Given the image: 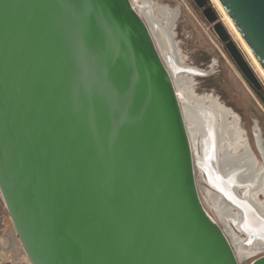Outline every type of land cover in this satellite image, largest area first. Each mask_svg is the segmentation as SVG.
Masks as SVG:
<instances>
[{"label":"water","instance_id":"95a60500","mask_svg":"<svg viewBox=\"0 0 264 264\" xmlns=\"http://www.w3.org/2000/svg\"><path fill=\"white\" fill-rule=\"evenodd\" d=\"M192 2L260 96L211 1ZM217 2L264 72V0ZM166 65L130 0H0V196L30 264H239L199 196ZM190 111L195 163L255 249L264 209L237 190L261 186L264 162L220 161L212 108Z\"/></svg>","mask_w":264,"mask_h":264},{"label":"rangeland","instance_id":"374dc122","mask_svg":"<svg viewBox=\"0 0 264 264\" xmlns=\"http://www.w3.org/2000/svg\"><path fill=\"white\" fill-rule=\"evenodd\" d=\"M131 1L134 3L136 10L140 12L139 7L141 6V0ZM151 1L156 6H163L166 7L167 10L174 11V16L176 18L173 17L172 19L173 23H171L173 25H171V33L173 35L174 47L177 54L180 56V60L187 66L194 67L205 72L203 75L193 76L192 81L195 93L199 95H212L234 111L239 118L240 126L244 131V137L248 140L252 152L255 155L257 166L259 167L262 163V159L257 151L253 132H255L256 122L259 130L261 131V140L264 144V104L256 96L250 86L244 81L237 67L226 53L223 44L213 31L212 24L206 21L201 13V10L195 6L192 0ZM210 1L211 5L217 11L218 18L222 21L232 40L235 42L245 60L258 77V80L262 85V93L264 95V77L257 69V61L254 57V60L251 59L233 29L223 18L215 2L213 0ZM180 103H182V101H180ZM195 177L199 196L208 214L221 226H225V222L221 221L206 203L205 197L208 189L206 190L205 187L207 185L200 177L196 167ZM259 197L261 198V196ZM231 232L232 234L235 233L234 230H231ZM233 246L236 251V255L238 256L239 247L237 244ZM262 255H264V250L253 253L249 257L240 259L239 264H250L254 259ZM0 264H30L15 234L13 225L1 196Z\"/></svg>","mask_w":264,"mask_h":264},{"label":"bare ground","instance_id":"6f19581e","mask_svg":"<svg viewBox=\"0 0 264 264\" xmlns=\"http://www.w3.org/2000/svg\"><path fill=\"white\" fill-rule=\"evenodd\" d=\"M213 1L215 2V4L217 5L218 9L220 10L223 18L226 20V22L229 24V26L235 32L237 38L242 43L243 47L247 50V52H248L249 56L251 57V59L254 60L253 59V56L251 55V53L249 52V50L246 48V46H245L244 42L242 41V39L240 38L239 34L235 30V28L232 26L229 18H227V15L225 14V12L220 8L217 0H213ZM131 3H132V6L135 8L134 3L132 1H131ZM135 10H136V8H135ZM139 10H140V12H138V10H136V11L141 16L143 15L142 17H143V19L146 21V23L148 25V28H149V30H150V32L152 34V37H153V39L155 41V44H156V47H157V49H158V51H159V53H160L163 61H166L167 62V61L170 60V63L172 65L171 66V69L167 65H166V67H167V69H168V71L170 73V76L172 78V81H173V84H174V88H175V92H176V95L178 96L179 102L182 101V103H180V104H181V108H182V112H183L184 121H186V123H185L186 126H187L186 128H188L189 130L191 129L192 131L198 130L199 129V126L197 125V123L195 122V120H193V118H191V116L189 115V111L187 109L188 108L187 107V102H195V103H198V101H197L198 99L195 98L196 95H194V91H193L192 74L193 73H196V74H204L205 72H203L201 70H198V69H196L194 67L181 66V65H183V63L180 60V56L177 54V52L175 50V47H174L175 45H174V42H173V35L171 33V28H172L171 25H173L172 24L173 23L172 22V19H173V17H175L174 16V11L167 10V8L166 7H163V6H156L155 4L152 3L151 0H141V6L139 7ZM256 64H257V62H256ZM257 69L260 72V74L264 77V73H263V71L261 70V68H260V66L258 64H257ZM179 71H181V72L178 73ZM190 73H192V74H190ZM203 96H205V95H203ZM216 102H217V100H216ZM217 105H218V103H217ZM193 106H196V105H193ZM215 108H216V104H215ZM227 111L229 112L228 109H227ZM219 117H221V113H219ZM226 118H228V117H226ZM219 120L221 121V119H219ZM225 120H227V119H225ZM228 123H229V125L225 129H223V127H220V131H221V133L223 135V139H222V152H224V153L227 150L235 151L239 147H241V144L238 142V138L234 134V130H235V119H231ZM191 141H192L193 147H195V145L197 146V144H196L197 143V136L195 137V136H192L191 135ZM245 145H246V143H245ZM247 146H248V144H247ZM237 153H239V152L237 151ZM221 156H223V155L221 154ZM201 171H202V169L199 171V175L204 180V178H203V176L201 174ZM213 190L216 191L215 189H213ZM206 192H207V197H205V198H206V200L208 202V205L215 212L216 216L221 221H224L225 222V226L222 225V228H223L224 232L226 233V235L228 236V239L230 240L232 246L235 245V244H237L238 243V239L237 238H239V240H240V237L238 236V234L236 232L234 234H232L231 230H234L235 229L237 232H239V231L234 227V225L232 227V225H231V219H226V218L223 217V214L221 212V209H220V207H218L219 197L218 196L217 197H214L212 195L213 193L210 190H207ZM216 192L218 194H220L218 191H216ZM251 192H253V191H251ZM263 193H264V190H263ZM218 194H214V195H218ZM250 200L252 202H254L252 199H250ZM239 233L243 235V238L240 241L244 240L245 239V235L243 234V232H239ZM262 245H264V244H262ZM259 246H261V245H259ZM233 248H234V246H233ZM244 250L252 251L254 249H246V248H244ZM234 251H235V249H234ZM253 253L254 252H249V253L244 252L243 250H241L239 248V250H238V256L236 255V257L239 258L238 260H240L242 258L249 257ZM235 254H236V251H235Z\"/></svg>","mask_w":264,"mask_h":264},{"label":"flooded vegetation","instance_id":"af4514ba","mask_svg":"<svg viewBox=\"0 0 264 264\" xmlns=\"http://www.w3.org/2000/svg\"><path fill=\"white\" fill-rule=\"evenodd\" d=\"M181 66H186L187 67V65L184 63L183 65H181ZM202 71V70H201ZM181 71H179L178 73H180ZM204 72V71H203ZM190 74H192V73H190ZM194 75H203V74H196V73H193L192 74V79H193V76ZM193 91H194V84H193ZM259 92H260V96L259 95H257L255 92V94H256V96L260 99V101L264 104V95H263V93H262V88L259 90ZM194 95H196L195 96V98L196 99H198L197 101H198V103H195V102H187V109H188V111H189V115L191 116V118H193V120H195V122L197 123V125L199 126V129L198 130H194V131H192L191 129L189 130L188 128H187V131H188V135H189V138H190V143H191V148H192V151H193V157H194V169H195V167H196V169H198L199 171L201 170L197 165H196V163H195V151H196V154H197V156L198 157H200L201 156V152H200V149H199V139H201V133H200V131L199 130H201V123L198 121V119H197V117L193 114V113H191V109H195V110H199V108L200 107H202V106H205V107H209V108H212V111H213V113H214V115L216 116V127H217V130H218V135H219V145H218V156H219V160L220 161H224L225 162V159L226 158H231V157H234V156H237V154L238 155H240V154H243V153H249V155L247 156V157H245L244 159H243V161L244 162H253L254 164H253V166H252V171L253 172H257V171H259V170H261L262 169V167H263V162H264V160H263V158H262V155H261V153H259L260 151L258 150V148H257V151H258V153H259V155H260V157H261V159H262V163H261V165L258 167L257 166V162H256V158H255V155H254V153L252 152V149H251V147H250V144H249V142H248V140L247 139H245V137H244V131H243V129L241 128V126H240V121H239V118H238V116L234 113V111L233 110H231L230 108H228L226 105H224L222 102H220L219 101V99L218 98H216V97H214L213 98V96L212 95H205V96H203V95H199V94H197V93H195V91H194ZM210 98V99H209ZM212 98V99H211ZM216 100H217V102H216ZM208 101V102H207ZM206 102V103H205ZM216 104V108H215V104ZM217 103H218V105H217ZM190 104V105H189ZM220 104V105H219ZM193 105H196V106H193ZM222 105V106H221ZM192 106V107H191ZM198 108V109H197ZM216 109V110H215ZM227 109L229 110V112L227 111ZM219 110V111H218ZM227 112V113H226ZM219 113H221V117H219ZM226 117H228V118H226ZM237 117V118H236ZM219 119H221V121L219 120ZM225 119H227V120H225ZM231 119H235V130H234V134H235V136L238 138V142L241 144V147H239L237 150H235V151H232V150H227V151H225V153L224 152H222V139H223V135H222V133H221V131H220V127H223V129H225L226 127H228V125H229V121L231 120ZM185 123H186V121H185ZM187 127V126H186ZM257 132H261L260 130H258V128L255 126V133H257ZM198 134V135H197ZM191 135L192 136H197V146L195 145V147H193V145H192V141H191ZM260 137H261V133H260ZM245 143H246V145H245ZM247 144H248V146H247ZM256 144V143H255ZM261 144L263 145V147H264V144H263V142H262V140H261ZM247 147V148H246ZM257 147V146H256ZM244 148V149H243ZM221 149V150H220ZM250 149V150H249ZM237 151L239 152V153H237ZM224 153V154H223ZM230 155H229V154ZM221 154L223 155V156H221ZM232 154V155H231ZM227 156V157H226ZM254 157V158H253ZM253 159V160H252ZM256 162V163H255ZM255 168V169H254ZM198 171V172H199ZM201 174H202V176H203V178H204V182L206 183V187H205V189L207 190H210L213 194V196L214 197H219V202H220V200H221V195L220 194H218L216 191H214L207 183V180H206V177H205V173H204V171L202 170L201 171ZM263 175H264V173H263ZM260 188V189H259ZM258 188V190H250V188H247V186H243V187H240V188H238V194L240 195V196H242V192L245 190V192L246 193H248V197L250 198V199H252L254 202H258V204L264 209V193H263V190H264V176L262 177V184H261V186ZM251 191H253V192H251ZM255 191V192H254ZM214 194H218V195H214ZM259 196H261V198L259 197ZM206 197H207V192H206ZM206 203L208 204V202H207V200H206ZM262 203V204H261ZM223 224V223H222ZM231 225H232V227H233V223H232V221H231ZM234 229V228H233ZM235 230V229H234ZM235 232L238 234V236L240 237V240L243 238V235L242 234H240L239 232H237L236 230H235ZM239 240V241H240ZM237 245H238V243H237ZM239 247V246H238ZM256 250V251H255ZM263 251L264 250V245H261V246H259V247H257L256 249H254V250H252V251H247V250H244L243 249V251L244 252H247V253H249V252H254V253H256V252H258V251Z\"/></svg>","mask_w":264,"mask_h":264}]
</instances>
